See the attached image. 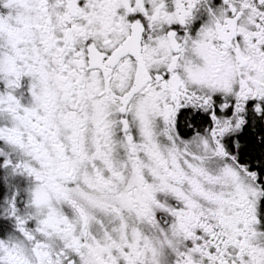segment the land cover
I'll return each instance as SVG.
<instances>
[{
  "label": "snow or ice",
  "instance_id": "6c2138e0",
  "mask_svg": "<svg viewBox=\"0 0 264 264\" xmlns=\"http://www.w3.org/2000/svg\"><path fill=\"white\" fill-rule=\"evenodd\" d=\"M0 264H264V0H0Z\"/></svg>",
  "mask_w": 264,
  "mask_h": 264
}]
</instances>
